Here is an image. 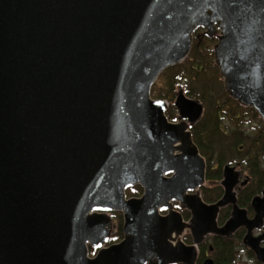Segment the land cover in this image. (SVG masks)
Segmentation results:
<instances>
[{"label":"water","instance_id":"obj_1","mask_svg":"<svg viewBox=\"0 0 264 264\" xmlns=\"http://www.w3.org/2000/svg\"><path fill=\"white\" fill-rule=\"evenodd\" d=\"M200 29L227 95L264 121V0H0V264H196L208 235L243 227L264 264V197L249 220L237 167H224L220 201L202 200L191 128L204 105L180 89L173 123L152 97ZM134 186L144 194L128 199ZM111 212L124 238L107 246Z\"/></svg>","mask_w":264,"mask_h":264},{"label":"trees","instance_id":"obj_2","mask_svg":"<svg viewBox=\"0 0 264 264\" xmlns=\"http://www.w3.org/2000/svg\"><path fill=\"white\" fill-rule=\"evenodd\" d=\"M211 42L207 41L191 51L189 59L184 63L170 68L159 78L152 89V97L157 100L171 101L174 93L183 89L186 96L201 101L206 110L201 123L192 129L193 139L200 153L207 162V180L220 181L223 168L227 164H241L245 168L258 170L264 162V127L261 126L255 134L247 133L245 127L254 122L263 124L257 113L251 109L237 105L224 91L222 79L213 63ZM263 130L262 132H260ZM141 194V189H134ZM204 199L208 202L217 201L223 195V189L218 184L213 188H203ZM246 199L239 197L241 207ZM230 211L221 212L219 222L223 224ZM241 237V236H240ZM122 239L121 227L113 237V242ZM218 238L214 242L217 251V264H235L238 240Z\"/></svg>","mask_w":264,"mask_h":264},{"label":"flooded vegetation","instance_id":"obj_3","mask_svg":"<svg viewBox=\"0 0 264 264\" xmlns=\"http://www.w3.org/2000/svg\"><path fill=\"white\" fill-rule=\"evenodd\" d=\"M203 34H204V30H201V29L196 32L193 47L196 45L198 48H201V46L203 44H205L207 41H209L211 43L216 42V39L209 38V37H204V38H201V40H199L197 38V36H202ZM167 104H168V110H167L168 119L170 120V122L178 123L179 122L178 121V111H176V108H175V106H173V104H171L169 102H167ZM262 126L264 127V122H263ZM194 127L191 128V131H192V129ZM253 130H255V129H253ZM262 131L263 130H261L260 132H262ZM255 132H256V130H255ZM206 164H207V162H206ZM227 165H230L232 167H237V171H239L241 173V178H240V181H239V184H238L239 189L236 191V193H237V203H238V206L241 209H244V210L247 211L248 219L252 220V219H254V217L256 215V211H255V208L253 206L254 200L256 198H263L264 197V167L263 166H259L258 170L254 171V170H252V169H250L248 167L245 168L241 164H236V165L227 164ZM223 171H224V168H223ZM223 171H222V179L221 180H223ZM170 176H172V175H170ZM245 181H247V184L243 186L242 184ZM207 182H209V180H207V169H206V181H205L204 185L200 188V193H201L202 200L206 204L212 205V204H215V203H217L218 201H220L222 199V197L224 196V188L221 185L222 181H219V182L213 181L212 184H211L213 187H216L219 184L223 188V195L217 201L208 202V201H206L204 199V196H203V193H202V190H203V188L206 187V183ZM136 188H140L141 189V194L140 195H137V194L134 193V189H136ZM143 194H144V190L140 186H134L132 188H128L127 191H126V196H127L128 199L141 198L143 196ZM191 194H195V193H191ZM240 196L243 197L244 199H246V201H245L246 203H245L244 207H241L240 204H239V197ZM173 205H174V210L179 212L182 215L184 221L186 223H190V220L192 218L191 212L189 210H187V209H181L180 205L177 202H173ZM229 208H230L229 218L223 224H220L219 218H220L221 212L223 210H226V209H229ZM231 212H232V207L231 206H228V207H226V208H224V209H222L220 211L218 219H217L218 225L220 227L223 226L230 219ZM167 214H168V212H163L162 213V215H167ZM109 216L111 217V219L113 221V228H112L113 232H112V236H111L107 246L119 243L124 238V234H123L124 215L121 212H111V213H109ZM120 227H121V232H122V239L120 241H118V242H113V237L116 235V233L118 232ZM246 235H247V229L244 228V227L240 228L235 233V235L232 238L220 237V236H215V235H208L206 237L205 241L203 243L199 244L198 247H197L196 264H205L207 260H211L213 264H217V258H216L217 251H216L215 246H214L215 240L218 239V238H226V239L233 240L236 237H239V239L237 241H238V244H239L240 248L237 251V260H236L235 264H248V263L242 262L240 260L241 259V255L240 254L243 251L244 252L247 251L249 256H254L256 263H253V264H261L260 262H258L255 253L250 248H248L247 246L244 245L243 241H244V238H245ZM253 236L255 238L264 236V222H263V227L261 229H255L254 230ZM182 240H183V243L185 245L193 246V237H192V233H191V231L189 229H186V231L184 232ZM261 247L264 248V240L261 243ZM97 253H98V250H94V249L90 248V256L91 257H94ZM251 259H253V258H251Z\"/></svg>","mask_w":264,"mask_h":264},{"label":"rangeland","instance_id":"obj_4","mask_svg":"<svg viewBox=\"0 0 264 264\" xmlns=\"http://www.w3.org/2000/svg\"><path fill=\"white\" fill-rule=\"evenodd\" d=\"M215 43L216 42H214V43H211V45H210V50H213V47H214V45H215ZM194 45V44H193ZM194 47H192V49H193ZM192 51V50H191ZM212 52V51H211ZM190 54H191V52H190ZM190 56V55H189ZM188 59H189V57H188ZM187 59V60H188ZM186 60V61H187ZM184 63V62H183ZM213 63H214V56H213ZM214 66H215V64H214ZM216 67V66H215ZM217 68V67H216ZM218 69V68H217ZM218 72H219V70H218ZM219 76H220V74H219ZM222 83H223V81H222ZM224 91H225V89H224ZM178 92V91H177ZM176 92V93H177ZM176 93H174V95H172L173 96V99H172V102L171 101H167V102H169V103H171V104H173V106H175L174 104H175V101H176ZM226 93V92H225ZM227 94V93H226ZM228 96V95H227ZM229 97V96H228ZM189 98V97H188ZM230 98V97H229ZM191 99V98H190ZM231 99V98H230ZM235 102V101H234ZM202 103V102H201ZM236 103V102H235ZM203 104V103H202ZM237 104V103H236ZM204 105V104H203ZM237 105H239V104H237ZM240 106V105H239ZM242 107V106H241ZM176 111H177V109H176ZM207 113H208V110H206V108H205V106H204V114H203V118H204V116H205V114H206V116H207ZM203 118H202V120H203ZM201 120V121H202ZM201 121L199 122V123H201ZM199 123H197L196 125H198ZM262 125L261 124H259V122H254L253 124H251V125H247L246 127H245V130H246V132L247 133H250V134H255V133H253V132H255V130L256 131H258V129H260V127H261ZM253 129H255V130H253ZM194 140V139H193ZM196 144V143H195ZM261 166H263L264 167V162H263V164H261ZM220 181H222V180H220ZM212 182L213 181H209V182H207L206 183V188H213V186L211 185L212 184ZM217 182H219V181H217ZM223 189V188H222ZM228 211H230V208L229 209H227ZM241 261L242 262H246V263H248V264H253V263H256L255 262V258H254V256H249L248 255V252L247 251H243V252H241ZM251 258H253V259H251Z\"/></svg>","mask_w":264,"mask_h":264}]
</instances>
